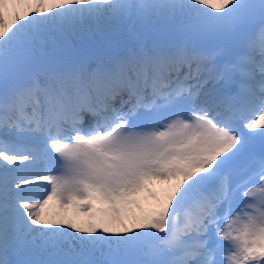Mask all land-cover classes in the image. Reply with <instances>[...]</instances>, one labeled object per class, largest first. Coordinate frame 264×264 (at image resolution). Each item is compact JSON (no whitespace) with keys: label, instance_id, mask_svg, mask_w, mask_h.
Masks as SVG:
<instances>
[{"label":"snow or ice","instance_id":"1","mask_svg":"<svg viewBox=\"0 0 264 264\" xmlns=\"http://www.w3.org/2000/svg\"><path fill=\"white\" fill-rule=\"evenodd\" d=\"M0 264H264V0H0Z\"/></svg>","mask_w":264,"mask_h":264},{"label":"rangeland","instance_id":"2","mask_svg":"<svg viewBox=\"0 0 264 264\" xmlns=\"http://www.w3.org/2000/svg\"><path fill=\"white\" fill-rule=\"evenodd\" d=\"M26 11H27V8H26V6L24 7L23 4L10 6L8 19L10 20L12 18V16L15 15L16 13H20L22 15ZM175 182L177 184V181H175ZM157 183L153 186L152 192L157 190V189H155L156 185L160 186V188L163 189V190L166 189L167 187H170V185H171V182H170V184L169 183L162 184L160 182H157ZM157 200H160V199H158L155 196V194L144 193L142 195V197H141V205L147 211V210L150 209V207H152V206H154L156 204ZM137 212H139V209L137 210Z\"/></svg>","mask_w":264,"mask_h":264},{"label":"bare ground","instance_id":"3","mask_svg":"<svg viewBox=\"0 0 264 264\" xmlns=\"http://www.w3.org/2000/svg\"><path fill=\"white\" fill-rule=\"evenodd\" d=\"M24 7H25V5H24Z\"/></svg>","mask_w":264,"mask_h":264}]
</instances>
